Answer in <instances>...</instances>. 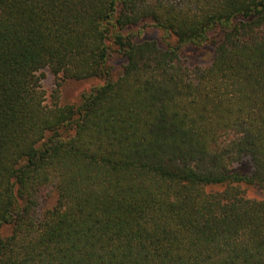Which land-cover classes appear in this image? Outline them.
<instances>
[{"label":"trees","instance_id":"1","mask_svg":"<svg viewBox=\"0 0 264 264\" xmlns=\"http://www.w3.org/2000/svg\"><path fill=\"white\" fill-rule=\"evenodd\" d=\"M0 264H264V0H0Z\"/></svg>","mask_w":264,"mask_h":264},{"label":"rangeland","instance_id":"2","mask_svg":"<svg viewBox=\"0 0 264 264\" xmlns=\"http://www.w3.org/2000/svg\"><path fill=\"white\" fill-rule=\"evenodd\" d=\"M159 36L156 30L150 29L145 32V37L147 38H157ZM208 55V54H207ZM204 57V61L208 59V56ZM58 82H60L59 85ZM98 79H90L84 82H73L67 81L62 82L56 76L52 75L48 70H45L40 79V84L44 90L46 102L51 103L55 100V96L59 94L60 100L74 101L77 99L78 95L83 89L99 83ZM55 92V93H54ZM55 95H54V94ZM53 95V96H52ZM240 170L243 173H248L250 170V164L247 159H244L240 164ZM250 195H253V191H249ZM53 198L49 199V204H53Z\"/></svg>","mask_w":264,"mask_h":264}]
</instances>
